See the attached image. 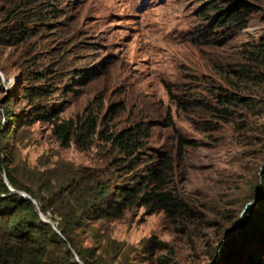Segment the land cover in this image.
<instances>
[{"label": "rangeland", "instance_id": "obj_1", "mask_svg": "<svg viewBox=\"0 0 264 264\" xmlns=\"http://www.w3.org/2000/svg\"><path fill=\"white\" fill-rule=\"evenodd\" d=\"M14 1L0 0V27ZM211 1L28 0L36 15L20 22L25 33L0 35L2 173L43 200L55 227L88 186L128 185L149 164L169 163L164 186L183 209L89 214L70 231L88 264H264V245L257 254L225 255L249 208L264 214V62L242 67L259 84L239 74L242 56L264 42V0H215L220 10L235 5L226 25L214 19ZM216 93L247 105H232L226 119L192 105H213ZM68 120L63 141L55 128ZM137 123L149 135L131 170L109 137Z\"/></svg>", "mask_w": 264, "mask_h": 264}, {"label": "trees", "instance_id": "obj_2", "mask_svg": "<svg viewBox=\"0 0 264 264\" xmlns=\"http://www.w3.org/2000/svg\"><path fill=\"white\" fill-rule=\"evenodd\" d=\"M208 4V8L214 9L218 13L214 16V19H217L223 25L236 19V17H233L236 15L235 5L230 9L220 10L215 0L208 2ZM27 5H29L28 0L27 2L25 0H15L7 7L8 13L6 15L8 18L1 21V37L4 39H18L25 33L23 23L20 22L22 20L29 22L36 15V13L31 12L33 10L28 12ZM12 25L17 26L16 33L13 30L9 31L8 28H12ZM242 61L244 63L241 70H239L240 76L242 78L251 77L253 82L257 81V84H259L260 80L255 78L250 70H242V67L251 64L260 65L264 62V42L254 45L252 50L247 51L242 56ZM223 72V74H229L232 73V70L229 72L225 69ZM238 104L246 106L247 101L242 97L227 93H216L213 105L204 104L203 102L192 103L196 107L199 105L200 107L205 106L211 115L219 119H226L230 114L229 108ZM53 115H55V110L50 111L49 115L41 114L39 117L50 118ZM71 125V120L56 124L55 133L60 139L67 141ZM83 127L90 135L93 134L95 130L94 120L87 117L83 122ZM148 135V127L137 123L133 127L110 136L109 139L112 145L118 147L123 154L128 155L129 168L132 170L134 169L133 162L136 159L133 156L143 146L142 139ZM1 137L0 135V150L2 148ZM4 163L0 157V264H79L73 259L75 255L73 250L79 256L80 262L88 264L74 248L70 231H72L71 226L74 228L84 226L87 223L86 217L89 214L94 215V218H119L124 209L132 205L145 206L149 213L161 211L166 216H172L183 209L179 196L173 190L164 186L165 171L169 167L168 161L164 160L158 162V164H149L146 167L145 174L131 184L113 187L105 185L88 186L81 197L84 202L78 204L77 207L70 208L69 212L63 214L59 219L56 228L59 230L60 236L52 230L49 224L40 221L38 213L45 214L47 211V206L43 200L36 197L26 187L21 186L8 170L2 173ZM2 174L5 175L8 183L13 188L30 195L37 202V206L30 200L21 198L17 193L11 194ZM248 216L238 238L230 242L225 255L230 253L236 254V256L242 255L241 257H243L246 255V251L257 254L264 245L263 212L249 208ZM60 237H63V240H60ZM56 242H60L62 245L67 243L71 248H64V251L53 249L52 246H55ZM70 259H73V262Z\"/></svg>", "mask_w": 264, "mask_h": 264}, {"label": "water", "instance_id": "obj_3", "mask_svg": "<svg viewBox=\"0 0 264 264\" xmlns=\"http://www.w3.org/2000/svg\"><path fill=\"white\" fill-rule=\"evenodd\" d=\"M3 176H4V178H5V175H3ZM5 184L7 185V187H8V189H9V191H10L11 194H13V193H17V194L20 195L21 198H23V199H27V200H30L34 205L37 206V202H36V201H35L30 195H28V194L25 193V192H22V191H19V190H16L15 188H13V187L8 183V181H7L6 178H5ZM38 214H39V217H40V221H41V222L46 223V224H49V225L52 227V229H53L57 234H59V235L61 236L60 232L56 229L54 223H52L49 219H47L43 213L39 212ZM68 248H71L70 245H68ZM74 260H75L76 262H78L79 264H83L82 262L79 261L78 257H76V256H75Z\"/></svg>", "mask_w": 264, "mask_h": 264}]
</instances>
